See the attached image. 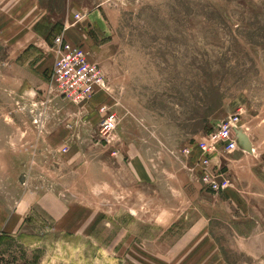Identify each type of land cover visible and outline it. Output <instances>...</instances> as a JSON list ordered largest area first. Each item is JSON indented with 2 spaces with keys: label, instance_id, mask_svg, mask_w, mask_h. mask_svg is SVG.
<instances>
[{
  "label": "rangeland",
  "instance_id": "rangeland-1",
  "mask_svg": "<svg viewBox=\"0 0 264 264\" xmlns=\"http://www.w3.org/2000/svg\"><path fill=\"white\" fill-rule=\"evenodd\" d=\"M56 36L107 94L58 96ZM0 264H264V0H0Z\"/></svg>",
  "mask_w": 264,
  "mask_h": 264
},
{
  "label": "built area",
  "instance_id": "built-area-1",
  "mask_svg": "<svg viewBox=\"0 0 264 264\" xmlns=\"http://www.w3.org/2000/svg\"><path fill=\"white\" fill-rule=\"evenodd\" d=\"M53 46L57 55L50 80L59 97L74 106H86L95 94L109 92L101 68L90 60L82 48L68 44L62 36L53 39ZM98 112L102 116L99 136L107 141L118 126V117L105 105H101ZM238 120V114L228 117L199 143L201 166L207 167L214 154L230 153L237 149L235 126ZM182 153L186 155L188 152L184 150ZM202 182L209 191L216 194L224 192L230 186L227 180H217L207 174L202 177Z\"/></svg>",
  "mask_w": 264,
  "mask_h": 264
},
{
  "label": "crops",
  "instance_id": "crops-1",
  "mask_svg": "<svg viewBox=\"0 0 264 264\" xmlns=\"http://www.w3.org/2000/svg\"><path fill=\"white\" fill-rule=\"evenodd\" d=\"M73 44H75V43H73Z\"/></svg>",
  "mask_w": 264,
  "mask_h": 264
}]
</instances>
